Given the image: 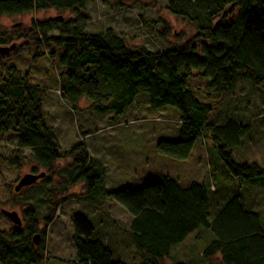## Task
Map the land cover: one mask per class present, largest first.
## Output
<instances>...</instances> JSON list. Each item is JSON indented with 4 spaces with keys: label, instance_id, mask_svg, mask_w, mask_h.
Wrapping results in <instances>:
<instances>
[{
    "label": "trees",
    "instance_id": "16d2710c",
    "mask_svg": "<svg viewBox=\"0 0 264 264\" xmlns=\"http://www.w3.org/2000/svg\"><path fill=\"white\" fill-rule=\"evenodd\" d=\"M91 1L0 0V16L49 9L75 14L68 20L57 17L36 21L25 31L0 34V46L15 44L8 54H0V67L5 71L0 74V136L12 133L16 136L15 152L31 151L36 164L31 172L37 173L42 168L45 175L53 174L62 153L54 127L44 121V98L49 87L33 83L28 74L20 75L15 65L3 64L6 58L21 54L28 41L37 49L55 47L48 51L52 64L57 59L60 66L55 89L73 109L85 98L91 111L110 114L117 123L138 94L146 93L152 109L172 106L180 111L179 139L159 141V153L187 159L196 141L206 133L212 137L224 167L232 176L248 185L264 187L263 167L256 162L238 163L232 157L233 149L250 133V124L231 116L211 100L199 101L188 86L194 72L209 79L208 97L233 92L238 79H245L256 88L264 86V3L166 0L168 12L188 23L195 34L168 49L151 51L132 48L112 27L87 31L86 10ZM161 22L164 28L160 35L165 37L170 30L166 22ZM39 56L37 52L35 59ZM67 155L74 156L78 169L75 178L85 184L81 199L97 203V213L104 219L101 222L113 218L101 208L108 199L130 214L127 233L135 252L132 264H264L262 217L259 211L246 206L242 194L232 196L213 210V197L210 198L205 184L198 181L182 184L168 175L153 184L110 190L105 185L106 165L92 157L83 142L76 143ZM1 159L16 168L22 162L18 156ZM50 180L47 177L45 181ZM88 215L75 211L71 216L75 263L130 264L115 254L110 241L102 233L99 235L96 218ZM52 217V214L44 216L45 225L51 223ZM39 230V219L31 212L25 213L22 226L0 230V262L43 264V250L33 241ZM193 234L201 235L204 241L198 260L174 257L173 248ZM40 238L45 239L44 230Z\"/></svg>",
    "mask_w": 264,
    "mask_h": 264
},
{
    "label": "rangeland",
    "instance_id": "374dc122",
    "mask_svg": "<svg viewBox=\"0 0 264 264\" xmlns=\"http://www.w3.org/2000/svg\"><path fill=\"white\" fill-rule=\"evenodd\" d=\"M166 4V0H93L86 10L89 15L86 30L96 32L112 27L132 48H147L151 51L168 49L172 44L181 43L195 34V30L181 18L170 14ZM57 17L68 20L74 18L75 14L49 9L2 15L0 34L25 31L33 22ZM161 21L166 22L170 30L165 37L160 35L164 28ZM28 42L21 54L6 58L3 64L15 65L20 75L28 74L33 83L49 87L44 98V121L46 125L54 127L61 145L62 160L53 174L45 175L38 183L15 191L19 180L25 174L32 173L31 169L36 164L30 150L15 152L14 134L0 136V230L15 226L2 214V209L16 211L22 220L26 212L34 214L40 225L39 232L35 234L40 235L42 230L45 231V239L40 238L39 243L45 255L43 264H76V250L71 240V216L75 211L96 218L94 222L99 235L102 236V233L110 241L115 254L127 259L130 264L135 258L127 233L131 217L125 208L110 199L106 200L101 208L108 210L113 218L101 222L103 218L97 213V203L80 197L85 193V184L75 178L78 169L74 156L67 155L78 142H83L89 154L106 165L105 185L110 190L153 184L164 175L175 177L182 184L198 181L208 187L209 196L213 197V210H217L232 196L242 194L246 206L260 212L264 225V187L248 185L241 178L232 176L224 167L209 134L203 133L189 158L184 160L157 151L159 141L179 139L181 121L177 108L166 106L152 109L149 96L139 93L117 123L110 118V114L100 115L91 111L90 103L85 98L73 109L55 89L60 66L57 59L52 64L48 54L55 47L47 45L46 48L37 49L31 41ZM37 52L40 56L35 59ZM2 71L5 72L1 66L0 74ZM197 74L194 72L188 80V86L195 91L196 99L202 102L211 100L218 107L225 108L231 116L251 126L250 133L243 138L241 145L233 149L234 161L248 164L256 162L264 168V86L256 88L245 79H238L233 92L221 97H208L207 85L210 81ZM10 156L21 158L20 168L11 167L1 159ZM41 172L46 171L38 168L36 174ZM47 177L51 178L49 182L45 181ZM95 197L98 198L97 195ZM48 214H52V221L45 225L43 218ZM203 242L201 235L197 237L193 234L175 246L172 255L181 260H198Z\"/></svg>",
    "mask_w": 264,
    "mask_h": 264
},
{
    "label": "water",
    "instance_id": "95a60500",
    "mask_svg": "<svg viewBox=\"0 0 264 264\" xmlns=\"http://www.w3.org/2000/svg\"><path fill=\"white\" fill-rule=\"evenodd\" d=\"M261 2L264 3V0H261ZM59 20H62V17H59ZM15 44H13L11 47H2L0 46V54H8L13 48H14ZM45 176V172H41V173H27L25 174L17 183V185L15 186V191H20L22 188L27 187V186H31L33 184H35L39 179L43 178ZM2 214L9 219L15 226H22L23 225V220L22 218L19 216V214L16 211H8L5 209H2ZM33 241L34 244H39L40 242V235L39 234H35L33 236Z\"/></svg>",
    "mask_w": 264,
    "mask_h": 264
},
{
    "label": "crops",
    "instance_id": "0c3cea01",
    "mask_svg": "<svg viewBox=\"0 0 264 264\" xmlns=\"http://www.w3.org/2000/svg\"><path fill=\"white\" fill-rule=\"evenodd\" d=\"M98 214H99V212H98ZM100 216H101V215H100ZM189 237H190V236H189ZM187 239H188V238H187ZM185 241H186V240H185ZM185 241H184V242H185ZM182 243H183V242H182ZM182 243H181V244H182ZM179 245H180V244H179Z\"/></svg>",
    "mask_w": 264,
    "mask_h": 264
},
{
    "label": "flooded vegetation",
    "instance_id": "af4514ba",
    "mask_svg": "<svg viewBox=\"0 0 264 264\" xmlns=\"http://www.w3.org/2000/svg\"><path fill=\"white\" fill-rule=\"evenodd\" d=\"M36 183H38V182H36Z\"/></svg>",
    "mask_w": 264,
    "mask_h": 264
}]
</instances>
